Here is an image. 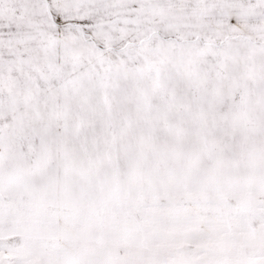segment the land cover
<instances>
[{
    "label": "snow or ice",
    "instance_id": "1",
    "mask_svg": "<svg viewBox=\"0 0 264 264\" xmlns=\"http://www.w3.org/2000/svg\"><path fill=\"white\" fill-rule=\"evenodd\" d=\"M0 264H264V0H0Z\"/></svg>",
    "mask_w": 264,
    "mask_h": 264
}]
</instances>
